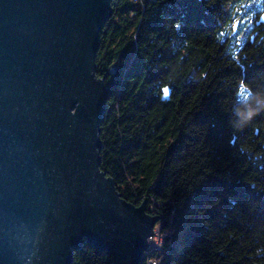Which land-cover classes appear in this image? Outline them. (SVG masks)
I'll list each match as a JSON object with an SVG mask.
<instances>
[{
	"label": "trees",
	"instance_id": "obj_1",
	"mask_svg": "<svg viewBox=\"0 0 264 264\" xmlns=\"http://www.w3.org/2000/svg\"><path fill=\"white\" fill-rule=\"evenodd\" d=\"M244 1H111L101 170L168 232L140 264H264V10L228 52ZM72 264L112 260L86 244Z\"/></svg>",
	"mask_w": 264,
	"mask_h": 264
},
{
	"label": "water",
	"instance_id": "obj_2",
	"mask_svg": "<svg viewBox=\"0 0 264 264\" xmlns=\"http://www.w3.org/2000/svg\"><path fill=\"white\" fill-rule=\"evenodd\" d=\"M111 1L0 0V264H72L86 244L140 264L150 249L161 218L101 170Z\"/></svg>",
	"mask_w": 264,
	"mask_h": 264
},
{
	"label": "rangeland",
	"instance_id": "obj_3",
	"mask_svg": "<svg viewBox=\"0 0 264 264\" xmlns=\"http://www.w3.org/2000/svg\"><path fill=\"white\" fill-rule=\"evenodd\" d=\"M235 12L232 15V23H231V35L233 36L232 42H229V53L234 52V50L241 44V42L244 40L245 37V30L248 29L249 24L252 20V17L254 14H258V12L262 9L264 10V0H245L242 4L240 5H235ZM230 27H228L229 30ZM243 92V93H241ZM240 93L244 95V88L240 89ZM161 222V221H160ZM160 222L155 228L160 230ZM168 234L167 231L160 232L159 234H154V237L150 240V244L153 246H158L160 247L162 251L164 243H165V237ZM164 241V243H163ZM163 243V244H162ZM171 244V243H170ZM158 253V252H157ZM146 254V253H145ZM144 254V255H145ZM161 254V253H160ZM159 254V255H160Z\"/></svg>",
	"mask_w": 264,
	"mask_h": 264
},
{
	"label": "built area",
	"instance_id": "obj_4",
	"mask_svg": "<svg viewBox=\"0 0 264 264\" xmlns=\"http://www.w3.org/2000/svg\"><path fill=\"white\" fill-rule=\"evenodd\" d=\"M160 232H161V231L158 230V229L155 230V234H159ZM163 240H164V239H163ZM163 242H164V241H163ZM162 244H163V243H162ZM159 250H161L160 247H158V246H153V245L150 244V249L148 250L147 253L158 252V254H160L161 252H159ZM149 264H158V260H157V259H152V260L150 261Z\"/></svg>",
	"mask_w": 264,
	"mask_h": 264
}]
</instances>
